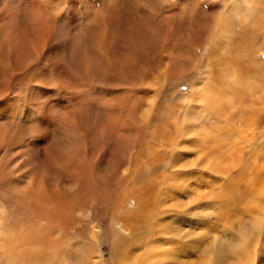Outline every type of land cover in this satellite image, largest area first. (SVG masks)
<instances>
[{"label": "rangeland", "instance_id": "1", "mask_svg": "<svg viewBox=\"0 0 264 264\" xmlns=\"http://www.w3.org/2000/svg\"><path fill=\"white\" fill-rule=\"evenodd\" d=\"M91 1L89 13L94 12L95 19L106 15L105 0ZM109 2V13L114 14L120 1ZM123 3L126 19L121 26L106 30L95 22L96 32L104 35L93 39L89 53L83 35L85 14L80 15L83 58L76 86L63 83L52 95L55 71L48 59L38 61L21 79L0 75V90H8L0 98V150L7 154L27 151L25 155L42 152L49 160L41 172L46 177L67 165L66 156L87 152L86 189L74 193L84 204L76 214L82 226L108 222L105 236L110 249L114 222L125 220L140 203L145 204L151 212L149 223L129 227L124 235L129 239L128 251L142 256L139 264H262L264 0H159L158 7L136 0ZM79 4L84 8L82 0ZM64 6L68 10L71 4L66 0ZM148 46L156 47L152 51L156 56L149 60L135 56L136 47L145 52ZM92 71L98 72L92 74L94 78ZM35 88L43 89L41 98L39 91L34 94ZM61 96L67 103L52 111L50 101ZM47 125H54V136L45 133ZM105 152L110 163L92 156ZM99 165L108 173V165L122 171L111 193H104L95 182L94 169ZM189 171L199 175H186ZM200 202L212 203V210L173 214ZM197 215L206 219L192 225L190 218ZM220 246L227 249L221 260L216 254Z\"/></svg>", "mask_w": 264, "mask_h": 264}, {"label": "bare ground", "instance_id": "2", "mask_svg": "<svg viewBox=\"0 0 264 264\" xmlns=\"http://www.w3.org/2000/svg\"><path fill=\"white\" fill-rule=\"evenodd\" d=\"M65 1L66 0H58L57 3L53 4L52 0H0V75L2 76L3 79L5 76L13 80L21 79L31 70L33 65L38 63V61L42 59H48L49 65L51 67L55 65V68L52 67L55 71V81L51 83L53 90L58 91V89L61 88L62 84L66 82H69L71 83V85L76 86L77 83L79 82L77 73L81 69V66H82L81 58H83L82 53H81L83 50H82V47H80L81 42L79 39L80 32L83 31L82 28L80 30V27H79V20L81 19V17H83L82 14L86 15V16L84 15L83 17L84 22H85V25H84L85 30L83 32V35L86 41L85 45L88 50V53L91 50L93 39L94 38L99 39L101 38L102 35H104V32L102 31L96 32L97 29L96 27H94L95 22L99 23L100 25L101 24L105 25V27H107L106 30H108L110 26L112 27L121 26L126 19V8H125L126 4L124 5L123 0H119L120 3L118 4V8L114 12V14L112 12H111L112 14L109 13L111 11V9H109L110 0H105L103 3V9H105L104 11L106 12L107 16L102 15L100 17H97V19H95L93 16L94 12L89 13V11H92L91 3L93 2L91 0H82V3L84 4V8L80 7V4H79L80 0H68L71 4L70 9L68 10L65 9V6H64ZM93 9H94V6H93ZM80 15L82 16L80 17ZM227 18H228V14H227ZM102 25H101V28H102ZM120 28L121 27H119V29ZM162 28H165V27L163 26ZM172 29L173 28L171 27V30ZM120 31L123 32V30H120ZM108 33H110V31H108ZM106 39L108 40V38ZM148 47H144V49H146L145 52L142 51L141 47L140 48L136 47L137 48L135 49L136 52L134 51V54L136 53L135 56L137 57L141 56L147 59L150 57L153 58L155 54L152 53V51L155 50L156 47L155 48L154 46H152L153 48L152 47L148 48ZM180 48L182 49V47ZM92 51L90 53H92ZM46 54H48L47 58H45ZM89 55L88 57H90ZM122 55L124 54L122 53ZM91 60L94 61L95 59L94 60L91 59ZM150 63H152V61ZM94 64L95 63H93V65ZM174 65L175 64H173L172 67H174ZM184 65H185V62H184ZM190 65H193V62H190ZM120 66H123V65L120 64ZM56 68H58L59 71H56ZM91 69L88 72H90ZM174 71L178 72V70H175V69ZM83 72H84V69H83ZM94 72L96 73V71ZM143 72H145L144 68H143ZM186 72L189 73V71H186ZM95 73H93L92 71L91 75L98 74V72L96 74ZM119 73H121V71H119ZM181 73L179 72V74ZM98 77L101 78L100 76ZM116 77H112V80L113 78L115 79ZM42 83L46 84L45 81H43ZM133 84L134 82H132V86ZM35 89L36 91L34 94L36 95H38L43 90L42 89L40 91L41 88L39 89L35 88ZM46 89H49V87ZM2 90H0V98L4 96L8 91L7 89H4L3 91ZM44 92H46V90ZM47 92H49V90H47ZM137 95L138 94H136V96ZM41 97H42V94L40 95L39 98ZM66 97H68L69 98L68 101H70L71 100L70 97L72 96L69 94V95H66ZM123 98H125V95ZM30 100H33V99L31 98ZM56 101H57L56 104L50 105L52 111L54 109L59 111V108H61V105L63 103H67L65 102L66 100L64 96H61V98L60 97L57 98ZM34 102L36 101L33 100V103ZM66 105H69V104H66ZM136 105H138V103H136ZM43 110L45 111V109ZM57 113H54L53 117H55ZM71 113H75V111H72ZM113 114H111V116ZM116 118L117 117H115V120ZM133 119H136V118L133 117ZM52 127H54V125ZM52 127H50L49 125L45 126V133H47V136L53 135L54 128ZM139 129L140 127H138L137 129L135 128L134 131L136 132L134 133H137ZM127 130H131V129H127ZM54 131H57V130H54ZM37 137L38 136L36 135V138ZM93 138H95V136ZM93 143L94 142H92V145ZM26 152L24 154H7V153H3L0 150V193L3 194L5 199L11 200L10 204H5L2 210V213H0V264H139V262L141 261L140 260L141 255L139 254L137 256L135 253L132 254L130 251H128L129 250L128 247L130 246L128 243L129 239L126 238L128 240H125L124 235L127 233V229L129 227L135 228V227H138V225L140 226V223H143V224L146 222L149 223L151 212L147 210L146 208L147 206H145V204L140 203V206L135 210V212L132 215L128 216L125 220L117 219L114 222L116 224L115 225L116 229H113V232H112L113 242L110 245V249H108L106 246V243L108 244L107 242L108 238L107 236H105V234L107 233L108 222L107 223L105 222V224L102 223L101 225L90 224V226L88 225L89 227L84 226V225L82 226L81 219L76 214L77 212L82 211L81 206L84 204L82 200L80 201V199L75 198L74 193L77 194L78 192H81V190L86 189L85 176L87 175V172L89 171L88 165H87L88 164L87 156H86L87 152H85L86 155L84 153L80 154V153L73 152L71 155L66 156L68 158L67 165L66 166L62 165L64 166L62 169L64 170V172H62V170L60 169H55L54 173L57 174V176L55 174H52L51 176L48 175V177H46L45 174L41 173L42 170L44 168H47L49 164V160L47 156L43 155L42 152L41 154L25 155ZM75 152H78V151H75ZM108 153L109 152H105L102 154L93 153L92 156H95L94 158H96L97 161L98 160L105 161L106 163H108L111 160L109 158ZM112 163L113 162H111V164ZM117 163L115 162V164ZM58 168H61V167L59 166ZM108 169H110L109 170L110 173L106 171H101L100 165L97 166L96 169H94V174H95V177L97 178V181L95 180V182L98 183L100 190H102L104 193H111L110 189L114 184V180L120 178L119 175H120L121 170L119 171L118 166L116 167L111 166L109 168V165H108ZM60 174L63 175V178L61 180H60L61 178ZM62 180L65 181V183H63ZM106 249L110 250L108 252V257H105L104 255V252ZM226 251H227L226 248H223L222 246H220L216 250L217 257L221 260V257L226 253ZM145 258L147 259V256Z\"/></svg>", "mask_w": 264, "mask_h": 264}, {"label": "snow or ice", "instance_id": "3", "mask_svg": "<svg viewBox=\"0 0 264 264\" xmlns=\"http://www.w3.org/2000/svg\"><path fill=\"white\" fill-rule=\"evenodd\" d=\"M58 0H52V3H57ZM137 3H140L142 5H152L154 7H158L159 6V0H136ZM181 3L185 2V0H180ZM50 6V5H49ZM46 54V57L47 58ZM52 67L55 68V65H53ZM56 71H59L58 68H56ZM52 95H56L55 91L52 90ZM3 102H0V104H2ZM51 104H55L57 103V101L53 100L50 101ZM2 119V118H0ZM45 121H41V123H44ZM186 175H192L193 177L196 175H199L198 172L196 171H189L185 173ZM197 184L193 181V187H196ZM178 198H185L186 197H178ZM11 200L10 199H5L3 194L0 193V213H2V210L5 206V204H10ZM213 208V204L209 203V202H200V203H193L190 204L188 206H186L184 209L180 210L179 212H173V214H179V215H186L187 213H193V212H203V213H207L209 211H211ZM191 224L192 225H196L198 221L200 220H205L206 217L204 215H197V216H192L191 218ZM174 243H179V241H174ZM261 256L264 257V249H262L261 251ZM262 264H264V261H262Z\"/></svg>", "mask_w": 264, "mask_h": 264}]
</instances>
